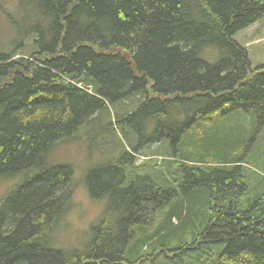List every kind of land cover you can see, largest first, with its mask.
I'll use <instances>...</instances> for the list:
<instances>
[{
    "label": "trees",
    "instance_id": "trees-1",
    "mask_svg": "<svg viewBox=\"0 0 264 264\" xmlns=\"http://www.w3.org/2000/svg\"><path fill=\"white\" fill-rule=\"evenodd\" d=\"M262 18L264 0H0V264H264V64L236 40ZM100 111L102 211L64 250L73 169L47 157Z\"/></svg>",
    "mask_w": 264,
    "mask_h": 264
},
{
    "label": "rangeland",
    "instance_id": "rangeland-1",
    "mask_svg": "<svg viewBox=\"0 0 264 264\" xmlns=\"http://www.w3.org/2000/svg\"><path fill=\"white\" fill-rule=\"evenodd\" d=\"M12 35L13 33L9 29H6L2 38ZM236 40L247 49L252 65L256 66L264 64V18L244 29L237 35ZM258 50L259 52L257 54ZM253 55L254 57H252ZM109 111L111 112V107H109ZM105 116L106 113L102 111L98 112L92 117V122H87L82 125L72 137L58 140L47 157L48 164L70 165L73 169L69 191L72 193V201L75 204V208L68 216L67 226H64V230L59 232L58 240L54 243L57 247L64 250H71L77 245L75 240V237L77 236L76 231L87 229L102 211L101 203L94 202L87 197L84 181L85 176L91 169L102 167L109 160L108 156L103 154V150L106 152L108 151L106 143L103 142L102 147H100L95 141V137L99 133H103L104 130L103 125H96L95 122H97L98 119L103 121ZM246 119L249 120V117H246ZM233 128L240 131L237 127L233 126ZM229 139L232 140L231 138ZM249 149L253 155L258 153V151H262V157H264V147L261 144L257 145L256 143H252V146H250ZM147 151L148 150L146 149L144 154ZM143 156H139L138 159H141V161L145 163L148 158H143ZM151 162L152 161L148 164H151ZM8 186L9 183L0 182V197ZM216 196L219 197L218 195ZM65 222L66 221H64V223ZM184 249L186 248L177 250V256L171 254L167 250L152 251L148 256L146 264L200 263L199 260L201 259L194 257L191 253L186 254L187 251H183Z\"/></svg>",
    "mask_w": 264,
    "mask_h": 264
},
{
    "label": "bare ground",
    "instance_id": "bare-ground-1",
    "mask_svg": "<svg viewBox=\"0 0 264 264\" xmlns=\"http://www.w3.org/2000/svg\"><path fill=\"white\" fill-rule=\"evenodd\" d=\"M9 4H10V2H9Z\"/></svg>",
    "mask_w": 264,
    "mask_h": 264
}]
</instances>
